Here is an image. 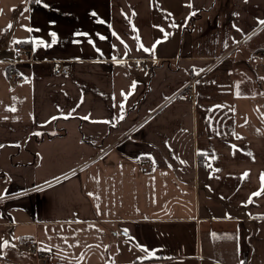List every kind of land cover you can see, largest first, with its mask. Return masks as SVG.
<instances>
[{"label": "crops", "instance_id": "0c3cea01", "mask_svg": "<svg viewBox=\"0 0 264 264\" xmlns=\"http://www.w3.org/2000/svg\"><path fill=\"white\" fill-rule=\"evenodd\" d=\"M258 21L264 0H0V264H264Z\"/></svg>", "mask_w": 264, "mask_h": 264}, {"label": "built area", "instance_id": "2783aa9c", "mask_svg": "<svg viewBox=\"0 0 264 264\" xmlns=\"http://www.w3.org/2000/svg\"><path fill=\"white\" fill-rule=\"evenodd\" d=\"M13 51L15 54H17L19 56V60L20 61H27L30 59V48L24 44H13ZM258 59L261 61H264V54H260L258 56ZM15 62H13L14 64ZM141 68H146V66L141 63L140 65ZM71 71V68L69 65L67 64H60L58 66H55L53 73L56 75H67L69 74ZM7 80L9 81V83L11 84V86H19L23 83L24 81V76L18 72H16L14 69H10L7 72L6 75ZM192 84H193V80H191L189 82V84H187L186 88H185V97L189 100H193L194 97V92H193V88H192ZM209 157L205 156L204 160L208 161ZM154 167V163L153 160L151 159H147L143 162L140 163V170L141 172H150ZM121 236L127 237L128 233L125 231H121L120 232ZM26 246L36 250V245L35 242L33 240H29L26 243ZM39 260V262H42L43 264H47L49 261V256L48 255H40L37 258Z\"/></svg>", "mask_w": 264, "mask_h": 264}, {"label": "snow or ice", "instance_id": "6c2138e0", "mask_svg": "<svg viewBox=\"0 0 264 264\" xmlns=\"http://www.w3.org/2000/svg\"><path fill=\"white\" fill-rule=\"evenodd\" d=\"M36 2H37V3H42V0H36ZM25 11H27V9H25ZM91 15L95 17L97 14H96L95 12H92ZM169 15H170V14H169ZM193 15H195V13H193ZM97 22H98V23H104L103 20H99V19H97ZM258 23H259L260 25H264V21H258ZM171 26H172V27H176L177 25L173 24V25H171ZM11 28H12V25L9 24V25H8V29L10 30ZM132 30H133V31H137V30L135 29L134 26H133V29H132ZM25 31L32 32L33 29H31V28H25ZM37 31H38V30H37ZM161 31H163V29H161ZM113 35L116 36V38H117L118 40L120 39V37H119L118 35H116V33L113 32ZM165 35H167V34H165ZM49 36L51 37V43H46V42H45L44 40H42V39L27 40V41L14 40L13 43H14V44L30 43V44H32V45L34 46V50H35V48H50V47H52V45H54V44L57 43L58 36H57V33L54 32V31L50 32V33H49ZM74 36H76V37H85V38H87V37L89 36V34H88V33H84V32H75V33H74ZM98 38H99L100 40H105V39H107L106 37H104V36H102V35L98 36ZM136 39L138 40L139 37L137 36ZM74 42L79 43L80 41H79V40H76V41H74ZM120 42H121L122 44L124 43L123 40H121ZM88 43H89V44H93V47H95V45H94V43H93V41H92L91 39H88ZM140 49H142L144 52L149 53V54H151V55H154V52H155L154 47H153L152 49H148V48H145V47L143 46V44H140ZM97 51H99V50L97 49ZM127 51H128V49H127V45H125V52L127 53ZM118 62H119V61H118ZM132 88H133V89L135 88V82L133 83ZM121 95L125 98V100L127 99V95H126L125 93L122 92ZM123 107H124V105H123V103H122V104L120 105L121 111H123ZM8 110H10V111H15V108H10V109H8ZM65 118H67V117H65ZM120 118H123V117L121 116ZM53 119H55V117H54ZM83 119H88V117H83ZM34 134H35V135H40V133H34ZM234 147H235V146H234ZM153 163H155V162L153 161ZM245 176H247V173H245ZM262 193H264V174L261 175V189H260L259 191L255 192V193H253V196L258 197V196H260ZM90 195H91V194H90ZM250 202H251V201H250ZM124 231H125V233L127 232V230H124ZM62 239H64L65 241L67 240L66 237H62ZM10 246H12V245H10L8 241H3V243L0 244V250H2L3 248L10 247ZM71 246H73V245H70V247H71ZM77 246H78V245H77ZM138 247H140V250H141L143 253H145V257H144V259H152V258H155V252H150L146 247H143V246H138ZM43 250L51 251V249H43ZM242 264H243V262H242Z\"/></svg>", "mask_w": 264, "mask_h": 264}]
</instances>
